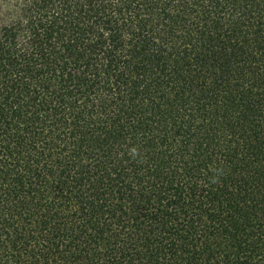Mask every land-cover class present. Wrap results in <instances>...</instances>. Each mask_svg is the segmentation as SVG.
Instances as JSON below:
<instances>
[{
    "label": "trees",
    "instance_id": "trees-1",
    "mask_svg": "<svg viewBox=\"0 0 264 264\" xmlns=\"http://www.w3.org/2000/svg\"><path fill=\"white\" fill-rule=\"evenodd\" d=\"M0 264H264V0H0Z\"/></svg>",
    "mask_w": 264,
    "mask_h": 264
}]
</instances>
